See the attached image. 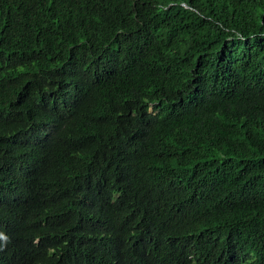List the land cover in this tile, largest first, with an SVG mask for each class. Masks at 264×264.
<instances>
[{"label": "trees", "instance_id": "16d2710c", "mask_svg": "<svg viewBox=\"0 0 264 264\" xmlns=\"http://www.w3.org/2000/svg\"><path fill=\"white\" fill-rule=\"evenodd\" d=\"M0 264H264V0H0Z\"/></svg>", "mask_w": 264, "mask_h": 264}, {"label": "clouds", "instance_id": "9594fccd", "mask_svg": "<svg viewBox=\"0 0 264 264\" xmlns=\"http://www.w3.org/2000/svg\"><path fill=\"white\" fill-rule=\"evenodd\" d=\"M153 104L149 107V110H152Z\"/></svg>", "mask_w": 264, "mask_h": 264}]
</instances>
